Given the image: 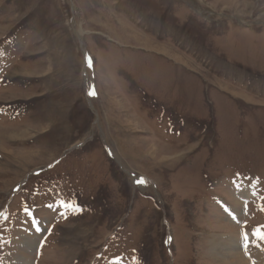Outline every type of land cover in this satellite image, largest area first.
<instances>
[{
  "label": "rangeland",
  "instance_id": "374dc122",
  "mask_svg": "<svg viewBox=\"0 0 264 264\" xmlns=\"http://www.w3.org/2000/svg\"><path fill=\"white\" fill-rule=\"evenodd\" d=\"M258 234L264 0H0V264H228L236 235L260 264Z\"/></svg>",
  "mask_w": 264,
  "mask_h": 264
},
{
  "label": "bare ground",
  "instance_id": "6f19581e",
  "mask_svg": "<svg viewBox=\"0 0 264 264\" xmlns=\"http://www.w3.org/2000/svg\"><path fill=\"white\" fill-rule=\"evenodd\" d=\"M88 106V105H87ZM195 137V136H194ZM162 150V149H161ZM172 150V149H171ZM175 150V149H174ZM159 188V187H158ZM248 188V187H247ZM221 189V188H220ZM219 189V190H220ZM250 189V188H249ZM223 192V191H222ZM245 194L247 193L246 190L243 191ZM252 193V191H250ZM249 193V195H251ZM241 194V193H240ZM242 195V194H241ZM241 197V196H240ZM239 197V198H240ZM250 196H248L249 198ZM244 199H242L243 201ZM215 218V217H213ZM222 220V219H221ZM231 235V234H230ZM225 240H218L215 241L212 245L215 250H217L219 253H222L226 259L228 260V264H248V258H246L243 254V251H240L241 249V241L239 235H236V237L231 241L227 237H225ZM246 253V252H245ZM257 253V252H255ZM221 260V259H220ZM219 260V261H220ZM257 260L260 264H264V251H260L258 253ZM25 262V261H24ZM257 263V262H256ZM21 264V263H20Z\"/></svg>",
  "mask_w": 264,
  "mask_h": 264
},
{
  "label": "snow or ice",
  "instance_id": "6c2138e0",
  "mask_svg": "<svg viewBox=\"0 0 264 264\" xmlns=\"http://www.w3.org/2000/svg\"><path fill=\"white\" fill-rule=\"evenodd\" d=\"M88 63H89V65H90V63H91L90 58H89V60H88ZM89 94H90V95H94L95 93H94V92H90ZM137 183H144V180L141 178L140 180L137 181ZM62 203H63V202H62ZM258 235H260L261 239H264V234H258Z\"/></svg>",
  "mask_w": 264,
  "mask_h": 264
}]
</instances>
